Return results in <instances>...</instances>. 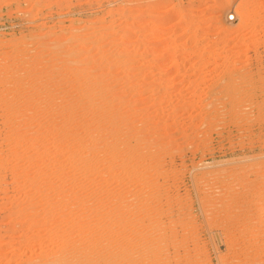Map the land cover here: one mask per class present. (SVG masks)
Returning <instances> with one entry per match:
<instances>
[{
  "label": "rangeland",
  "instance_id": "rangeland-1",
  "mask_svg": "<svg viewBox=\"0 0 264 264\" xmlns=\"http://www.w3.org/2000/svg\"><path fill=\"white\" fill-rule=\"evenodd\" d=\"M73 260L264 264V0H0V264Z\"/></svg>",
  "mask_w": 264,
  "mask_h": 264
},
{
  "label": "bare ground",
  "instance_id": "bare-ground-1",
  "mask_svg": "<svg viewBox=\"0 0 264 264\" xmlns=\"http://www.w3.org/2000/svg\"><path fill=\"white\" fill-rule=\"evenodd\" d=\"M228 15H229V14H228ZM73 152H74V151H73ZM71 153H72V151H71ZM75 153H76V152H75ZM72 154H73V153H72ZM68 157H69V155L67 156V158H68ZM70 158H71V157H70ZM70 158H69V159H70ZM69 159H68V160H69ZM66 162H67V161H66ZM67 241H68V240H67ZM66 243H67V242H66ZM67 245H71V246L73 247L74 244L72 245V244H69V243H68ZM71 255H72V253H71ZM66 258H67V257H66ZM66 264H77V263H76L75 260H73L72 262L66 261Z\"/></svg>",
  "mask_w": 264,
  "mask_h": 264
},
{
  "label": "built area",
  "instance_id": "built-area-1",
  "mask_svg": "<svg viewBox=\"0 0 264 264\" xmlns=\"http://www.w3.org/2000/svg\"><path fill=\"white\" fill-rule=\"evenodd\" d=\"M227 20L230 21V22H233L235 20V15L234 14H229L227 16Z\"/></svg>",
  "mask_w": 264,
  "mask_h": 264
}]
</instances>
